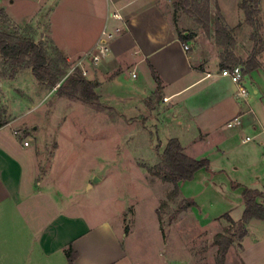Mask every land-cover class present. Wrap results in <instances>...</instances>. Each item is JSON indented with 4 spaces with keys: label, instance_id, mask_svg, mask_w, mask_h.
Listing matches in <instances>:
<instances>
[{
    "label": "crops",
    "instance_id": "crops-1",
    "mask_svg": "<svg viewBox=\"0 0 264 264\" xmlns=\"http://www.w3.org/2000/svg\"><path fill=\"white\" fill-rule=\"evenodd\" d=\"M49 1L36 0L40 8L26 21L16 22L6 17L17 28L29 26L40 32L45 29L43 34L68 65L94 49L104 27L116 31L108 55L98 64L84 60L81 67L106 108L116 112L143 109L161 146L177 139L185 155L199 160L196 153L199 146L225 153L233 146L239 130L255 132L258 127L262 128L259 132L240 142L246 144L243 140L248 137L249 142L255 138L260 145L264 144L262 119L255 109L264 100L260 84L263 73L258 69L246 75L244 85L250 94L246 101L237 99L236 86L217 75L220 50L215 42L179 26L177 30L183 36L193 35L191 40L182 42L173 24L169 0H72L59 17L53 13L56 17L52 21L47 15L39 17ZM60 22V35L53 36L50 28ZM183 45L189 49L184 51ZM152 70L161 81L156 103ZM258 72L261 74L255 79L251 77ZM207 73L211 74L210 78H205ZM29 83L32 98L22 90ZM38 83L30 69L19 71L13 79H2V101L4 92L18 105L32 103L33 98L37 101ZM10 114L8 105L7 116ZM20 117L13 116L0 124L2 246L10 239L18 242L20 249L23 248L21 261L27 264L41 261L68 264L65 256L68 248L76 255L73 264H141L125 251L111 224H91L83 217L72 216L71 205L65 200L64 191H58L56 179L39 177L34 149L28 150L29 144L24 146L18 141ZM236 118L239 124L227 127ZM243 211L242 202L237 216H227L239 223ZM223 221L215 233L226 227ZM245 230L246 235L236 242L237 252L233 253L231 246L224 264H264V220L249 221Z\"/></svg>",
    "mask_w": 264,
    "mask_h": 264
},
{
    "label": "rangeland",
    "instance_id": "rangeland-1",
    "mask_svg": "<svg viewBox=\"0 0 264 264\" xmlns=\"http://www.w3.org/2000/svg\"><path fill=\"white\" fill-rule=\"evenodd\" d=\"M8 1L0 0V31L17 32L36 43L42 42L53 57L49 38L43 34L45 29L40 32L29 26L17 28L6 17L16 22L33 18L40 8L39 2L11 0L9 4ZM71 1L51 0L39 17L47 15L52 21ZM242 1L209 0L208 33L184 12L178 0H169V3L177 27L197 31L214 42V22L219 14L222 23L231 30L234 54L242 60L256 54L263 75L258 72L251 77L255 79L261 74L264 92V0H260L253 15L255 28L245 22L244 11L240 9ZM248 4L253 5L252 2ZM50 29L53 36H59L61 22ZM76 64L77 61H73L68 65L67 74L74 72ZM77 68L87 79L82 74L83 69ZM3 73L9 74V69L0 56V123L21 116L16 131L18 141L27 142L28 150L34 149L39 177L56 179L58 191H64L65 200L71 205L72 216L83 217L91 224H111L125 251L141 264H218L213 237L219 231L221 219L226 224L224 229L230 233L225 234L226 237L231 238V233L238 232V226L227 222L224 216L238 215L242 189L264 193V144L260 145L255 138L246 144L240 142L246 136L255 135L261 127L255 132L239 130L233 138V146L225 153L199 146L196 153L199 159L209 161L208 169L197 171L191 181L179 182V195L167 200L172 185L149 173V169L160 163L165 143L161 146L143 109L116 112L100 101L98 106L84 104L58 97V85L51 88L40 82L37 101L33 98L32 103L18 105L4 92L3 102ZM23 87L24 93L32 98L30 83ZM154 101H158L157 94ZM7 104L11 106L10 116H7ZM255 109L259 111L264 127V100L256 104ZM158 137L163 140L160 135ZM185 199L194 205L183 210ZM231 241L230 247L236 253L238 239L231 238ZM17 243L10 239L2 246L1 223L0 264H27L21 261L23 248L20 249ZM40 264L48 263L41 261Z\"/></svg>",
    "mask_w": 264,
    "mask_h": 264
},
{
    "label": "trees",
    "instance_id": "trees-1",
    "mask_svg": "<svg viewBox=\"0 0 264 264\" xmlns=\"http://www.w3.org/2000/svg\"><path fill=\"white\" fill-rule=\"evenodd\" d=\"M252 2L253 5L248 3ZM260 0H243L240 9L244 11L245 22L256 27L253 17ZM178 5L193 17V21L200 25L205 33L209 32V0H178ZM175 9L176 6H175ZM174 27L182 42L192 39L193 35L183 36L177 30L176 23ZM214 40L217 48L220 49L218 60L219 69H231L237 64L243 67L244 75L260 69L256 54L252 53L246 59L242 60L233 52L235 41L231 35V30L222 23L219 14L214 22ZM53 57L47 53L42 42L36 43L33 39L15 32L8 34L0 31V56L7 64L9 74L3 73L2 78L13 79L15 75L24 69H30L34 78L49 87L54 88L58 85L56 95L68 99L78 100L84 104L98 106L99 96L94 90V85L85 79L78 68L73 73L67 74L68 64L64 56L54 47H52ZM152 78L156 83V94L161 90V81L158 76L151 71ZM1 124V123H0ZM209 161L207 159H193L185 155L182 146L177 139H170L166 142L161 154L160 163L149 173L162 182L170 183L172 190L167 193L166 199L172 200L179 195V182L191 181L194 174L202 169H208ZM241 198L244 206L242 218L238 226V232L231 233V238L240 241L245 235V225L255 219L264 220V203L262 202L263 193L258 190L243 188ZM186 206L183 210L194 205L186 200ZM224 218L232 223L231 219L225 215ZM225 234H230L226 229L222 233H217L213 237V245L217 247V262L224 263V257L231 245V238ZM65 256L68 264H73L76 255L71 248L65 250Z\"/></svg>",
    "mask_w": 264,
    "mask_h": 264
},
{
    "label": "built area",
    "instance_id": "built-area-1",
    "mask_svg": "<svg viewBox=\"0 0 264 264\" xmlns=\"http://www.w3.org/2000/svg\"><path fill=\"white\" fill-rule=\"evenodd\" d=\"M116 31L109 29L107 27H104V29L100 33V37L97 41V43L94 46V49L90 51L89 53L84 54L82 57H80L77 61V64L74 68L81 67V62L84 60H89L93 62L94 64H97L101 61L102 58L106 57L110 51L109 45L112 40L116 37ZM184 51H187L189 47L187 45H183ZM82 74L86 75L85 71L82 70ZM217 75L219 77L227 78L229 81L236 86V93L235 97L237 99H240L242 101H246L250 92L248 88L244 85L245 76L243 67L240 65L234 66L231 69H219ZM211 74L207 73L205 75V78H210ZM239 124V119L236 118L233 121L229 122L227 124V127H232L234 125ZM250 138H245L243 142H249ZM24 146H28L27 142H24Z\"/></svg>",
    "mask_w": 264,
    "mask_h": 264
},
{
    "label": "water",
    "instance_id": "water-1",
    "mask_svg": "<svg viewBox=\"0 0 264 264\" xmlns=\"http://www.w3.org/2000/svg\"><path fill=\"white\" fill-rule=\"evenodd\" d=\"M95 181H98V179H95Z\"/></svg>",
    "mask_w": 264,
    "mask_h": 264
}]
</instances>
